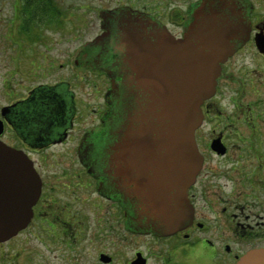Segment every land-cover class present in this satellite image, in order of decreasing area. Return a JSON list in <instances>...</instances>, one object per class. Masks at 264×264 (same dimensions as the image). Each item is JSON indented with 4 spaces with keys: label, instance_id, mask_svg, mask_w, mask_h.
I'll use <instances>...</instances> for the list:
<instances>
[{
    "label": "flooded vegetation",
    "instance_id": "flooded-vegetation-1",
    "mask_svg": "<svg viewBox=\"0 0 264 264\" xmlns=\"http://www.w3.org/2000/svg\"><path fill=\"white\" fill-rule=\"evenodd\" d=\"M201 2L105 0L94 18L86 5L13 1L0 26V142L28 157L41 188L27 227L0 243L5 264H236L264 250V0H238L248 37L201 107L184 226L142 229L136 187L126 206L99 170L119 56L96 44L117 33L120 11L182 38Z\"/></svg>",
    "mask_w": 264,
    "mask_h": 264
},
{
    "label": "water",
    "instance_id": "water-1",
    "mask_svg": "<svg viewBox=\"0 0 264 264\" xmlns=\"http://www.w3.org/2000/svg\"><path fill=\"white\" fill-rule=\"evenodd\" d=\"M238 4L202 0L179 39L120 11L117 33L96 44L111 42L119 56L107 66L113 119L99 149V170L126 206L136 187L143 198L137 213L142 229L172 235L192 217L187 192L201 164L195 140L201 107L215 92L221 65L248 37ZM40 188L28 157L0 142V243L27 227ZM236 264H264V250Z\"/></svg>",
    "mask_w": 264,
    "mask_h": 264
},
{
    "label": "rangeland",
    "instance_id": "rangeland-1",
    "mask_svg": "<svg viewBox=\"0 0 264 264\" xmlns=\"http://www.w3.org/2000/svg\"><path fill=\"white\" fill-rule=\"evenodd\" d=\"M14 0H0V26H3L7 24V20L12 17V5ZM59 3L63 5L70 4L74 7V9L77 11L79 10L80 6H88V14L92 17H96L97 12L104 8V1L105 0H57ZM88 4V5H87ZM51 36H58V33H49ZM94 33L91 32L87 37L93 38ZM86 38V39H88ZM1 251V250H0ZM7 262V258L4 254H0V264H5Z\"/></svg>",
    "mask_w": 264,
    "mask_h": 264
}]
</instances>
